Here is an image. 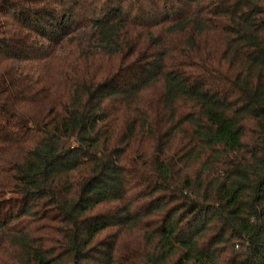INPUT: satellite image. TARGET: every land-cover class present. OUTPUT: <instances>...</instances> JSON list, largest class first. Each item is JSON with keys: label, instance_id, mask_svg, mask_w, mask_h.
Returning a JSON list of instances; mask_svg holds the SVG:
<instances>
[{"label": "trees", "instance_id": "16d2710c", "mask_svg": "<svg viewBox=\"0 0 264 264\" xmlns=\"http://www.w3.org/2000/svg\"><path fill=\"white\" fill-rule=\"evenodd\" d=\"M0 264H264V0H0Z\"/></svg>", "mask_w": 264, "mask_h": 264}]
</instances>
